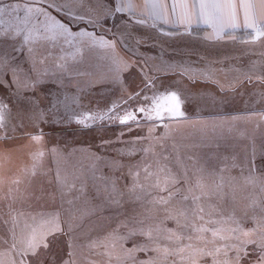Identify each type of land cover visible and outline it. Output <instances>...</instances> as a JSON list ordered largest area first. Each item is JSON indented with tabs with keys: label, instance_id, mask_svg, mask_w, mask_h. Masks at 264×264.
Wrapping results in <instances>:
<instances>
[{
	"label": "rangeland",
	"instance_id": "rangeland-1",
	"mask_svg": "<svg viewBox=\"0 0 264 264\" xmlns=\"http://www.w3.org/2000/svg\"><path fill=\"white\" fill-rule=\"evenodd\" d=\"M64 22L73 31L95 32L106 35V38L114 36L120 41V48L125 49L129 55L141 58V62L147 60L153 67V74L181 96L186 119L170 123L167 129L157 127L151 134L148 131L151 125L143 120L139 126L108 120V115L112 114L108 111L112 102L121 95L119 87L110 84L98 87L94 83V76L78 74L103 72L107 63L106 50L99 47L83 48L82 60L75 46L64 45L63 51H56L55 56L66 59V68L61 70L52 66L51 71L56 75L44 82V90L38 91L37 95L40 109L46 108L49 99L57 108L49 110L42 119L26 121L25 127L16 132L11 131L10 124L9 135L16 138L0 141V264H19L17 251L23 247L24 242L34 235L39 238L52 227L47 223L49 214L59 213L66 224L70 216L72 219L77 213L89 211L93 205L99 207L92 215L105 210L99 208L112 204L107 203L109 193L120 198L119 192L122 190L123 198L128 200V187H131L133 175L137 171L138 182L146 188L155 183L157 178L163 187L165 177L158 171L157 156L154 154L163 151L164 155H168L173 153L174 146L180 154L184 153L183 146L189 145L187 139H192L191 134H196L194 136H198L197 139L202 135L204 138L205 133L222 122V128L216 131L230 132L228 138L232 135L241 143L232 144L237 162L243 158L246 146L250 148L254 142L259 148L264 142V85L255 81L256 76L264 75V39L255 43H242V40L249 39L243 33L242 40H205L200 31L192 35H179L180 32L162 26L133 30L126 14H117L116 17H108L106 22L101 20L95 24L89 22L87 15L83 20L65 18ZM161 30L173 35H163ZM141 37L146 43L138 46L136 40ZM157 67L160 69L158 72L155 71ZM184 68L194 69L195 72L182 75ZM245 73L253 77V83L244 80ZM189 76L195 79L191 80ZM128 83L130 87L139 84L138 69H133L128 75ZM0 98L6 102L9 99L15 101L11 90L7 88L0 90ZM115 111L120 112V109ZM101 115L105 117L103 120L97 118L87 121L90 127H84L78 122L85 117ZM192 127L201 128L202 131L198 129L191 132ZM3 135V130H0V136ZM32 135H41L42 138L35 141L31 139ZM206 136L221 138L209 134ZM106 156L114 159V166L110 164L106 168L113 169L108 171H113V180L118 181L117 184L122 186L120 188H110L112 180H105L107 177L101 176L93 181L91 175L85 174L87 170L92 173L90 169ZM187 163L191 170L193 162ZM148 166H151L149 170L155 175L145 180L144 168ZM220 167L224 168L225 164H220ZM233 177L234 180L231 179ZM224 178L225 181H231L229 191L232 200L227 210L230 212L234 209L238 218H244L245 214L250 217L254 210L258 213L259 208H255L254 201L255 204L261 201L256 196H263L264 200L260 186L247 183L239 168L225 172ZM87 182L94 185L98 183V188H90ZM204 182L211 185L213 178L205 177ZM215 182H219V177H216ZM86 187H89L88 192ZM148 191L151 192L150 196L145 197L148 201L157 195H166L158 189L148 188ZM136 192L144 195L139 188ZM70 200L74 201L72 205L68 203ZM82 202L83 207L80 205ZM139 205L135 204L136 211ZM132 206L126 210L128 214L132 212ZM159 206L165 209V213H152L154 215L148 223L161 229L175 228V221L165 219V216L167 210L181 207L178 199L167 206ZM10 217L16 221L14 236L9 230L13 227ZM244 227H254V224L251 220H244ZM106 235L95 236L93 239H103ZM126 235L127 230L120 228L113 233L112 238L103 240L102 246L92 249L77 247L75 264H138L139 260L147 259L143 252L135 254V261L128 258L126 250L132 247V240L115 239ZM66 239L61 236L48 249L41 248L38 262L33 260L28 264H61L62 259H67ZM135 239L144 242L143 237ZM13 244L16 245L15 250Z\"/></svg>",
	"mask_w": 264,
	"mask_h": 264
},
{
	"label": "snow or ice",
	"instance_id": "snow-or-ice-1",
	"mask_svg": "<svg viewBox=\"0 0 264 264\" xmlns=\"http://www.w3.org/2000/svg\"><path fill=\"white\" fill-rule=\"evenodd\" d=\"M124 13L128 14L133 30L145 27L156 29L158 24H164L183 29L179 35H192L194 26H203L211 30L205 33V40L227 36L235 41L238 31H243L249 37L242 43L264 39V0H115L114 5L112 0H97L95 3L91 0H0V90L7 88L15 97V101L9 99L7 102L0 98V130L4 132L0 141L16 138L9 135L10 124L11 131L16 132L25 127L26 121L42 119L49 110L57 108L49 99L46 108L40 109L37 92L43 91L44 82L56 75L51 71L52 66L61 70L66 68V59L54 54L63 51L64 45L75 46L81 60L83 48L106 50L107 63L103 72L78 74L94 76V83L98 87L106 84L119 87L121 95L112 102L108 110L112 114L108 115V120L137 126L143 120L151 125L148 129L151 134L157 127L167 129L170 123L186 119L181 96L153 74V67L147 60L141 62V58L129 55L120 48V41L114 36L106 38V35L95 32L73 31L64 22L65 18L83 20L87 15L89 22L95 24ZM161 34L173 35L162 30ZM144 43L143 37L136 40L138 46ZM73 60H76V54ZM133 69H138L139 84L130 87L128 75ZM155 71L160 69L157 67ZM190 71L195 72L194 69L184 68L182 75ZM189 79L194 80L195 77L189 76ZM244 80L253 83V77L247 73ZM255 81L264 85V75L256 76ZM115 109H120V112ZM97 118L103 120L105 117H85L78 122L90 127L87 121ZM41 138V135L31 136L35 141ZM183 147L185 152L179 155H175L179 152L175 146L173 153L168 155H164L163 151L154 154L157 156L158 171L165 177L163 187L157 178L146 188L138 182L139 171L133 175L131 187L125 185L130 203L133 206L139 203L144 211L137 212L133 207L132 212L126 214L103 239H93L88 233L85 234L84 243L79 245L73 233L81 224H73L70 217L66 228L60 214L51 213L47 223L52 227L39 238L32 236L17 251L19 264H28L33 260L38 262L41 248L48 249L61 236L67 237L64 241L67 259H62L61 264H75L77 247L92 249L102 246L103 240L112 238L120 228L126 229L127 235L115 239L132 240V247L126 250L128 258L135 261L138 252L147 256L138 264H264V201L260 202L258 213L254 210L250 217L245 214L244 218H238L234 209L230 212L227 210L232 200L229 191L231 181L224 178L225 172L239 168L247 183L259 185L264 192V167L261 166L264 165V142L259 148L254 142L250 148L246 146L239 162L234 146L226 139L205 136L199 143ZM141 151L148 152L149 149ZM229 160L230 164L227 163ZM187 161L193 162L191 170ZM222 163L225 164L224 168L220 167ZM150 167L144 168L145 180L155 175L149 170ZM205 177H212L213 183H205ZM216 177H219L218 183L215 182ZM117 182L113 181L114 187ZM137 188L141 189L143 196L137 194ZM148 188L158 189L166 195H157L145 202V197L151 195ZM123 196L122 190L119 192L120 198L108 194L110 202L118 207ZM177 199L181 207L166 209L165 216V219L175 221V228L161 229L148 223L151 209L147 205L167 206ZM68 203L72 205L74 201ZM86 203L90 204L91 201ZM97 207L99 205H93L89 211L82 212L81 222ZM10 220L13 227L9 230L14 236L16 221L11 217ZM244 220H251L254 227L245 229ZM96 228L102 229V226L98 225L91 231ZM136 237H143L144 242L137 241ZM12 247L16 249L15 244Z\"/></svg>",
	"mask_w": 264,
	"mask_h": 264
},
{
	"label": "trees",
	"instance_id": "trees-1",
	"mask_svg": "<svg viewBox=\"0 0 264 264\" xmlns=\"http://www.w3.org/2000/svg\"><path fill=\"white\" fill-rule=\"evenodd\" d=\"M219 124H217L214 128L215 130H209L207 133L204 134V136H206L207 134H209V136H221V140H227L230 144H234V145H240L241 143L239 141H237L232 135L230 138H228V136H230V132H221V131H216V129H220L221 127V123L222 122H218ZM209 125H211V122L209 123ZM208 128H210V126H208ZM199 129V131H202L201 128H195L192 127L191 132H196ZM237 129V128H236ZM196 134H191L190 137H192V139L188 140V144H193V143H199L202 139H203V135L201 137L198 138V136H194ZM208 137V136H207ZM178 139H176V142ZM243 147V145L241 146ZM245 148V147H244ZM236 154V151H234ZM245 153V150H244ZM180 152L175 153V155H179ZM102 159V158H101ZM113 165L115 164L114 159L112 158V156H106L103 160H100L98 165L94 166V168L90 169V171L92 170V173L89 172V170H87V172L85 174L87 175H91L92 178L91 180L94 181V179H98L101 176L107 177L105 180H112L111 183L109 184V187L112 189H117L120 188L122 186L118 185L117 183L115 184V187L113 186V179H114V173L113 171H108V170H113L111 168H106L107 165ZM139 165V164H138ZM104 180V181H105ZM102 182V183H107V182ZM87 186H89L90 188H98V183L94 185V183L92 182H87L86 184ZM85 187V184H84ZM89 187H86V191L88 192ZM116 194V193H115ZM262 194V193H260ZM263 196H256V199L258 201H264ZM147 198L145 199V202H147ZM106 203V202H105ZM107 203H110V201L108 200ZM260 203V202H259ZM254 204L255 208H259L260 204ZM81 207L84 206V202H82ZM130 206H132V204L130 203L129 199L125 200L124 198L121 201V205L118 207L115 204H107L103 205L101 208L99 209H105L102 212L98 213L97 215H87V218H84L83 221L81 222L80 220V213H77L73 216V218L71 219V222L73 224H81V227H79L74 233L73 236L76 238V242L77 244L79 243H84L85 240V234L90 233L92 238H94L95 236H99V235H104V234H108L111 230L115 229L117 224L124 219L125 215L128 214V212H126L127 209H130ZM148 208L151 209V213L149 214L150 217H152L154 214L152 213H158L160 211H162V213H165V209L159 208L160 206H152V205H147ZM134 206H132L133 209ZM164 210V211H163ZM138 212H142L144 211V209L139 205V209L137 210ZM71 217V216H70ZM63 218H65V216L63 215ZM87 219V220H86ZM68 223V222H67ZM67 223L64 225L67 228ZM102 226L101 228H96L95 231H91L94 227L96 226ZM76 235V236H75Z\"/></svg>",
	"mask_w": 264,
	"mask_h": 264
},
{
	"label": "crops",
	"instance_id": "crops-1",
	"mask_svg": "<svg viewBox=\"0 0 264 264\" xmlns=\"http://www.w3.org/2000/svg\"><path fill=\"white\" fill-rule=\"evenodd\" d=\"M112 3L114 5L115 0H112ZM124 14H126V13H124ZM126 15H128V14H126ZM158 26H162L164 28H167L169 30H173V31H176V32H182L183 31V29H180V28H178L177 26H174V25L158 24ZM199 31H200V33H203L205 35L206 32H210L211 30L210 29H205L203 26H200V27H195L194 26L193 33H196V32H199ZM243 33H244L243 31H238L237 33H235L236 40H239V39L242 40ZM213 39L218 40V41H233L227 36L224 37L223 39H216L215 37Z\"/></svg>",
	"mask_w": 264,
	"mask_h": 264
}]
</instances>
